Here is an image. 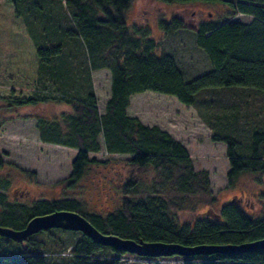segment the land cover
<instances>
[{"label": "trees", "instance_id": "obj_1", "mask_svg": "<svg viewBox=\"0 0 264 264\" xmlns=\"http://www.w3.org/2000/svg\"><path fill=\"white\" fill-rule=\"evenodd\" d=\"M7 1L13 12L11 26L26 39L15 46L5 67L0 99L15 106L46 102L69 106L71 111L61 118L37 117L35 124L42 143L76 150L65 180L68 187L82 178L89 164L100 163L89 154L104 150L107 155H128V165L137 171L169 173V168L176 169L179 189L194 195L191 198L195 200L212 193L208 171L193 170L192 157L182 143L167 131L128 116L126 110L131 96L144 91L173 96L188 107L207 90H251L264 95V0H220L228 7L227 16L242 14L252 20L243 23L215 19L193 28L195 43L207 56L210 69L189 81L170 54L158 52L159 45L146 26L127 24L124 11L133 0ZM158 1L187 4L201 0ZM158 26L167 34L182 29L184 23L172 17L159 20ZM77 42L82 45L80 53L68 48ZM101 69L110 74L109 97L102 113L90 83L91 73ZM43 84L51 85L52 91ZM203 100L196 110L210 129V140L225 146L227 186L245 173L264 177V128L250 133L246 148L236 138L244 121L240 103L223 106ZM261 103L255 115L260 113L263 119L264 102ZM137 184L136 178L129 177L121 188L119 208L105 215L85 212L73 199H43L28 205L10 202L0 192V226L19 230L35 216L67 211L83 216L102 236L111 235L123 242L142 240L189 249L236 247L264 239V210L248 214L238 200H229L219 212L207 211L191 223L179 225L175 213L191 201H173L152 194L141 200L135 192ZM261 198L264 199V190ZM215 200L212 197L208 203ZM43 232L49 233L50 229L40 233ZM80 233L81 237L70 244L69 254L60 260L46 258L50 252L44 243L30 240L32 235L25 240L32 251L0 255V264H121L123 256L130 254L102 246ZM131 254L145 260L143 264H153L154 259L178 264H264V248L192 256Z\"/></svg>", "mask_w": 264, "mask_h": 264}, {"label": "rangeland", "instance_id": "obj_2", "mask_svg": "<svg viewBox=\"0 0 264 264\" xmlns=\"http://www.w3.org/2000/svg\"><path fill=\"white\" fill-rule=\"evenodd\" d=\"M227 9V5L220 0L210 2L201 0L187 4L133 0L124 14L128 25L137 24L148 28L150 36L159 45L158 52L170 54L185 74V80L189 81L210 69L207 56L195 43L193 28L201 22L215 19L243 23L252 20L251 17L242 14L227 16L225 14ZM172 17L182 19L184 27L164 34L158 22ZM12 22L11 6L7 0H0V86L3 85L5 67L14 54L15 46L26 39L22 33L13 30ZM70 46L73 50H80L82 47L78 42L69 44V49ZM80 52L81 50L78 53ZM80 59L82 61V57ZM109 80L110 74L106 69L91 73L90 83L97 96V109L100 113L103 112L109 97ZM41 86H48L49 91L53 88L49 84ZM85 87L81 89L82 93L85 92ZM203 99L216 103L214 105L219 102L223 106L240 103L244 121L242 119L236 138L246 148L250 133L264 128V117L262 119L260 113L255 115V112L260 110L261 102H264V95L251 90L203 91L196 98L197 104L189 107L173 96L144 91L131 96L126 113L128 116L138 118L144 125L157 126L167 131L175 140L182 143L192 157L193 170L208 171L212 192L210 195L195 200L191 198L194 195L180 190L178 186L180 176L176 169L169 168V173L168 171L156 173L152 169L137 171L128 165V155H107L104 150L89 154L90 158L100 163L89 164L82 178L72 187H68L65 180L70 174L71 161L76 156V150L42 143L38 138L35 124L37 117L61 118L63 114L71 111L69 106L64 102L15 106L1 99L0 192L4 193L10 202L28 205L43 199H73L80 203L83 211L105 215L119 208L121 188L129 177H133L138 180L135 192L141 200L147 199L148 195L152 194L171 198L173 201L180 198L191 201L181 205L176 211L175 217L179 225L191 223L207 211L217 213L229 200H239L248 214L262 212L264 210V199L261 198L264 190L263 175L245 173L237 178L235 184L227 186L226 173L229 167L225 157V146L223 143L210 140V129L196 110ZM216 109L223 108L216 107ZM246 148L245 152H247ZM212 197L216 200L209 204ZM40 232L31 235L30 240L44 243L45 249L50 252L46 254V258L50 260L66 257L71 248L70 244L81 237L78 231L64 229L52 228L49 233ZM25 249L33 250L31 244L26 241L16 242L0 236V255L17 253ZM144 261L136 259L135 255L130 253L123 256L121 264H143ZM152 261L153 264H178L173 262L174 260L167 259Z\"/></svg>", "mask_w": 264, "mask_h": 264}, {"label": "water", "instance_id": "obj_3", "mask_svg": "<svg viewBox=\"0 0 264 264\" xmlns=\"http://www.w3.org/2000/svg\"><path fill=\"white\" fill-rule=\"evenodd\" d=\"M264 179V178H263ZM64 229L82 232L93 241L102 245L110 246L116 250H125L138 255L158 256L177 253L184 256L210 255L214 253H234L264 248V239L240 246H199L194 248H182L178 245L163 244L158 242L138 243L123 242L114 236H102L83 216L75 212L57 211L45 215H38L30 219L24 228L15 230L0 226V236L7 237L13 241H25L29 236L48 229Z\"/></svg>", "mask_w": 264, "mask_h": 264}, {"label": "flooded vegetation", "instance_id": "obj_4", "mask_svg": "<svg viewBox=\"0 0 264 264\" xmlns=\"http://www.w3.org/2000/svg\"><path fill=\"white\" fill-rule=\"evenodd\" d=\"M240 201L238 200V203H239Z\"/></svg>", "mask_w": 264, "mask_h": 264}]
</instances>
